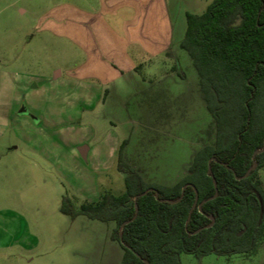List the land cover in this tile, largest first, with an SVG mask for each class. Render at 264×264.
Masks as SVG:
<instances>
[{"label": "rangeland", "instance_id": "rangeland-1", "mask_svg": "<svg viewBox=\"0 0 264 264\" xmlns=\"http://www.w3.org/2000/svg\"><path fill=\"white\" fill-rule=\"evenodd\" d=\"M62 5L93 13L99 0H0V264H109L113 222L71 219L60 212L63 198L78 208L105 192L122 194L116 161L125 140L124 161L145 181L171 186L213 138L177 33L170 49L138 53L133 72L95 92L93 80L78 76L85 49L50 25ZM81 146L91 149L87 160ZM259 176L264 187V168ZM180 260L264 264V238L250 255L182 253Z\"/></svg>", "mask_w": 264, "mask_h": 264}, {"label": "trees", "instance_id": "trees-1", "mask_svg": "<svg viewBox=\"0 0 264 264\" xmlns=\"http://www.w3.org/2000/svg\"><path fill=\"white\" fill-rule=\"evenodd\" d=\"M185 24L179 47L198 74L201 98L212 118L211 142L202 144L184 175L167 186L145 181L124 161L125 140L116 161L118 172L125 175L123 193L105 192L78 208L63 198L60 206L71 219L113 222L110 238L123 251L120 264H181L182 253L199 259L209 254L250 255L264 238L259 176L264 150L255 155L256 169L240 179L264 144V0H212L201 14L186 13ZM214 181L217 197L202 204L201 211L192 210L186 230L194 189L202 203L214 194ZM185 185L178 203L155 199L157 192L160 199L175 201ZM209 217L214 224L204 228L211 223Z\"/></svg>", "mask_w": 264, "mask_h": 264}, {"label": "crops", "instance_id": "crops-1", "mask_svg": "<svg viewBox=\"0 0 264 264\" xmlns=\"http://www.w3.org/2000/svg\"><path fill=\"white\" fill-rule=\"evenodd\" d=\"M211 1L99 0L98 10L93 13L62 5L55 7L49 18L53 20L50 25L59 27L62 34L69 35L85 49L88 58L78 76L80 80H93L96 92L97 88L102 90L133 72L140 53L150 57L160 55L170 49L177 34L180 42L185 32L186 13L201 14ZM198 9L202 10L197 12ZM122 12L126 14L119 25L110 23V19ZM25 114L30 116V112ZM113 229L114 223L108 236L114 249L108 250L107 258L109 264H120L123 251L119 244L115 249L117 242L110 238Z\"/></svg>", "mask_w": 264, "mask_h": 264}, {"label": "water", "instance_id": "water-1", "mask_svg": "<svg viewBox=\"0 0 264 264\" xmlns=\"http://www.w3.org/2000/svg\"><path fill=\"white\" fill-rule=\"evenodd\" d=\"M23 110H24V109H23ZM22 112H23V111H22ZM24 113H26L25 110H24ZM87 150H88V149H87V147H85V146H81V147L78 148V152H79V154H80V156H81V158H82L83 160H86ZM263 150H264V144H263V148H262L261 150H258V151H256V152L254 153V155H253V157H252V160H253V166H252L251 168H249V169L246 171V173H245L240 179L246 178V177L250 174V172H251L252 170L256 169L257 164L254 162L255 155L261 153ZM208 170H210L209 167H208ZM185 187H186V185L182 187L181 195H180L179 199H177V200H175V201H171V200H168V199H160L159 196H158V193H157V192H155V195H154V196H155V199H156L157 201L161 202V203H165V202H167V203H174V204H175V203H178V202L181 200V198L183 197V193H184ZM194 190H195V200H194V202H193V204H192V207H191V209H190V211H189V214H188V219H187V222H186V225H185V229H186V230H187V223H188L189 220H190V215H191L192 210H193L194 208H197L199 211H201L202 204H204L205 202H207V201H209V200H213V199H215V198L217 197V195H218L217 184H216L215 181H214V194H213L209 199H207L206 201H203L202 203H198V193H197V190H196V189H194ZM148 191H152V189L146 190L144 193L140 194L139 196H143V195H145ZM137 211H138V207H137V205L135 204V216H134V218H135L136 215H137ZM134 218H133V219H134ZM133 219H132V220H133ZM209 219L211 220V223H210L209 225H207L206 227H204V228H209V227H211V226L214 224V218H213V217H209ZM129 222H130V221H127V222L123 223V224L121 225V228H122L125 224H127V223H129ZM121 228H120V230H121ZM200 230H201V229H198V230H196V231H195L194 233H192V234H197L198 232H200Z\"/></svg>", "mask_w": 264, "mask_h": 264}]
</instances>
